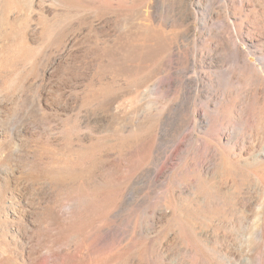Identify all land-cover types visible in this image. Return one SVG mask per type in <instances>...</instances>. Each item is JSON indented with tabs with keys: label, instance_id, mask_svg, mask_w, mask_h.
Returning a JSON list of instances; mask_svg holds the SVG:
<instances>
[{
	"label": "rangeland",
	"instance_id": "obj_1",
	"mask_svg": "<svg viewBox=\"0 0 264 264\" xmlns=\"http://www.w3.org/2000/svg\"><path fill=\"white\" fill-rule=\"evenodd\" d=\"M257 232L264 0H0V264H234Z\"/></svg>",
	"mask_w": 264,
	"mask_h": 264
},
{
	"label": "bare ground",
	"instance_id": "obj_2",
	"mask_svg": "<svg viewBox=\"0 0 264 264\" xmlns=\"http://www.w3.org/2000/svg\"><path fill=\"white\" fill-rule=\"evenodd\" d=\"M218 1L220 0H212L213 3H218ZM241 96V94H240ZM255 96V94H254ZM253 99V98H252ZM255 104V103H253ZM232 105V103H231ZM260 231V230H259ZM259 232H257L258 234ZM256 237V246H254V248L251 247V253L250 255L246 256L244 253L241 252V249H239L238 251L235 250L236 252L234 253V264H264V257L262 255V250L261 252L259 251V249L263 248L264 249V232L258 234ZM247 240V238H246ZM254 240V241H255ZM253 241V242H254ZM253 246V243L251 244Z\"/></svg>",
	"mask_w": 264,
	"mask_h": 264
}]
</instances>
